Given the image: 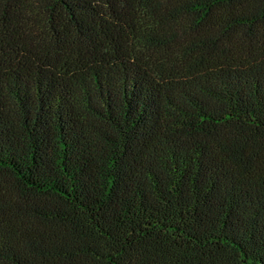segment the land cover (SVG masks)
Masks as SVG:
<instances>
[{"label": "trees", "instance_id": "trees-1", "mask_svg": "<svg viewBox=\"0 0 264 264\" xmlns=\"http://www.w3.org/2000/svg\"><path fill=\"white\" fill-rule=\"evenodd\" d=\"M0 264H264V0H0Z\"/></svg>", "mask_w": 264, "mask_h": 264}]
</instances>
